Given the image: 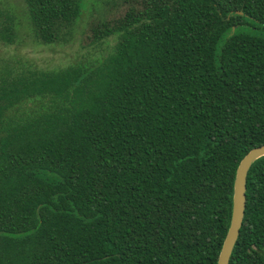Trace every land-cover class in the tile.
<instances>
[{
  "label": "trees",
  "instance_id": "trees-1",
  "mask_svg": "<svg viewBox=\"0 0 264 264\" xmlns=\"http://www.w3.org/2000/svg\"><path fill=\"white\" fill-rule=\"evenodd\" d=\"M22 1L43 43L82 4ZM137 2L93 66L0 68V264H215L264 143V0ZM244 194L227 264H264V156Z\"/></svg>",
  "mask_w": 264,
  "mask_h": 264
},
{
  "label": "rangeland",
  "instance_id": "rangeland-1",
  "mask_svg": "<svg viewBox=\"0 0 264 264\" xmlns=\"http://www.w3.org/2000/svg\"><path fill=\"white\" fill-rule=\"evenodd\" d=\"M80 1L78 17L60 28L52 42L43 43L31 29L23 1L0 0V22L10 23L14 34L9 44L0 42V68L13 66L53 71L84 64L93 66L112 51L116 42L115 36L94 39L93 30L101 31L104 25L109 26L127 7H139L137 0Z\"/></svg>",
  "mask_w": 264,
  "mask_h": 264
},
{
  "label": "water",
  "instance_id": "water-1",
  "mask_svg": "<svg viewBox=\"0 0 264 264\" xmlns=\"http://www.w3.org/2000/svg\"><path fill=\"white\" fill-rule=\"evenodd\" d=\"M264 156V143L250 148L239 159L233 177L229 222L215 264H227L241 225L245 201V177L251 163ZM264 256V251H263Z\"/></svg>",
  "mask_w": 264,
  "mask_h": 264
}]
</instances>
